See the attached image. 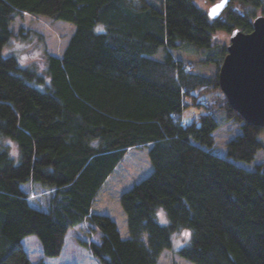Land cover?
Listing matches in <instances>:
<instances>
[{
	"label": "trees",
	"instance_id": "trees-1",
	"mask_svg": "<svg viewBox=\"0 0 264 264\" xmlns=\"http://www.w3.org/2000/svg\"><path fill=\"white\" fill-rule=\"evenodd\" d=\"M25 13L75 28L59 54L37 35L43 75L0 56V136L22 153L14 165L0 152V264H48L30 260L24 237L34 234L42 256L55 257L81 224L99 231V241H78L101 264H157L181 225L191 243L176 253L196 264H264V126L244 120L221 90L226 45L214 37L250 31L263 0H230L215 18L194 0H0V46ZM100 22L106 34L93 33ZM189 105L204 111L185 120ZM227 122L239 130L216 148ZM129 149H145L151 169L119 193L124 234L92 206ZM160 206L168 226L154 216Z\"/></svg>",
	"mask_w": 264,
	"mask_h": 264
},
{
	"label": "rangeland",
	"instance_id": "rangeland-1",
	"mask_svg": "<svg viewBox=\"0 0 264 264\" xmlns=\"http://www.w3.org/2000/svg\"><path fill=\"white\" fill-rule=\"evenodd\" d=\"M157 2L158 0H154ZM197 5L207 10L212 2L208 0H194ZM74 24L65 20H54L49 16L43 14L25 13L22 17H17L12 23V29L15 34L23 31H31L25 37L29 42H34L36 48H40V40L37 35L42 36L43 42L46 45V50L53 54H59L65 47L71 32L74 30ZM230 31L218 30L214 32L215 39L219 42L227 45L229 42ZM7 43V42H6ZM5 43V44H6ZM4 44V45H5ZM162 48L153 55L155 58H160L163 54ZM181 53H177V50L172 49L173 55L177 57H187L189 60L196 61L199 59L196 53L192 50H180ZM184 52V53H183ZM202 72L208 73L209 69L201 70ZM207 92L199 94V97H205ZM186 100H190L191 97L186 96ZM204 109L198 105L186 106L182 111V117L185 120H189L193 115H197L203 112ZM239 128L236 123L227 122L215 131V141L217 142L216 148L221 147L223 143L236 132ZM262 136L264 138V129L262 130ZM264 158V153L259 152L257 156L258 160ZM151 169V164L147 156L145 149H129L122 162L116 167L100 189L97 197L94 200L92 210L99 213H106L113 218L119 226V229L126 233V222L123 210L119 203V193L129 187L131 182L140 179L145 176ZM80 239L99 241V231H90L85 224L75 226L69 229L66 233L65 245L61 253L55 257H44L41 252V244L39 239L34 235H26L23 239V244L31 261L35 262L39 259H43L48 264H101L86 247L80 244ZM176 247L171 242V246L164 248L160 253L157 264H196L190 261L178 253H176Z\"/></svg>",
	"mask_w": 264,
	"mask_h": 264
},
{
	"label": "water",
	"instance_id": "water-1",
	"mask_svg": "<svg viewBox=\"0 0 264 264\" xmlns=\"http://www.w3.org/2000/svg\"><path fill=\"white\" fill-rule=\"evenodd\" d=\"M229 1L212 2L208 15L219 16ZM212 8L216 9L214 13ZM251 23L250 31L239 28L230 31L218 79L230 105L244 120L264 126V14H257Z\"/></svg>",
	"mask_w": 264,
	"mask_h": 264
},
{
	"label": "clouds",
	"instance_id": "clouds-1",
	"mask_svg": "<svg viewBox=\"0 0 264 264\" xmlns=\"http://www.w3.org/2000/svg\"><path fill=\"white\" fill-rule=\"evenodd\" d=\"M216 11L215 8L211 12ZM95 34H106L107 26L102 22L97 23L92 28ZM11 53L20 67L33 68L38 74L43 75L48 70V64L43 57V53L35 47L34 42H29L22 39L17 34L11 37L8 42L0 46V56H6ZM50 79V78H49ZM90 147H99V140L94 139L90 142ZM0 152H6L8 158L12 163L18 164L21 158V147L18 141L8 135L0 136ZM154 216L158 223L168 226L172 223L168 211L163 206L157 207L154 211ZM192 229L187 226H177L170 234V239L174 247L179 248L191 243ZM142 239L147 243V235L145 234Z\"/></svg>",
	"mask_w": 264,
	"mask_h": 264
},
{
	"label": "snow or ice",
	"instance_id": "snow-or-ice-1",
	"mask_svg": "<svg viewBox=\"0 0 264 264\" xmlns=\"http://www.w3.org/2000/svg\"><path fill=\"white\" fill-rule=\"evenodd\" d=\"M215 12V10L213 11V13Z\"/></svg>",
	"mask_w": 264,
	"mask_h": 264
},
{
	"label": "crops",
	"instance_id": "crops-1",
	"mask_svg": "<svg viewBox=\"0 0 264 264\" xmlns=\"http://www.w3.org/2000/svg\"><path fill=\"white\" fill-rule=\"evenodd\" d=\"M125 234V233H124Z\"/></svg>",
	"mask_w": 264,
	"mask_h": 264
}]
</instances>
